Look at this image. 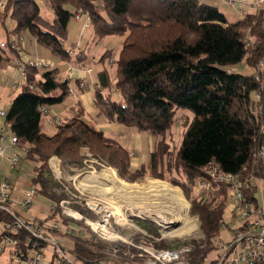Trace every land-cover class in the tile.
I'll list each match as a JSON object with an SVG mask.
<instances>
[{"label": "trees", "instance_id": "1", "mask_svg": "<svg viewBox=\"0 0 264 264\" xmlns=\"http://www.w3.org/2000/svg\"><path fill=\"white\" fill-rule=\"evenodd\" d=\"M10 5V16L16 20L14 30H28L39 44L63 60L72 57L66 41L69 24L80 11L89 15L96 36H125L116 61V83L112 84L107 68L99 71L98 106L110 120L158 138L148 162L134 168L130 150L97 129L83 112L57 125L54 133H47L41 108L62 103L69 94V81L59 82V67L44 70L28 66V81L13 98L4 122L17 137L25 158L35 163L33 182L40 186L43 196L55 203L47 219L64 221L59 203L66 198L64 189L58 193L51 186L53 179L45 176L52 174L49 159L58 156L82 162L83 148L107 160L128 181L138 176L139 181L145 177L170 179L188 195L210 164L225 172L239 173L242 178L255 176L264 180V71L258 76L236 68L245 63L256 69L264 59V7L230 21L219 8L204 0H47L52 14L46 13L38 0H8L4 16ZM14 52L0 49V66L9 63ZM82 54L80 50L75 54L76 63L84 60ZM109 55L110 50L100 60L104 62ZM39 73L41 77H37ZM113 87L120 91V99L105 94ZM257 92L262 93L260 99ZM179 109L190 110L194 117L172 156L166 140ZM161 167L183 170L185 180L166 175ZM53 183L62 188L56 181ZM258 188L256 183L245 191L257 205ZM214 194L210 199H192L191 212L199 216L204 234L202 240L192 242L193 264H200L216 250L225 222L228 192L225 188ZM0 222L13 223L14 219L0 211ZM151 225L152 233L158 236L155 224ZM68 233L74 240L71 251L84 264L105 261L104 251L113 248L109 247L112 243L99 241L95 235L90 238ZM12 234L19 244L31 237L24 228ZM3 236L2 233L0 242Z\"/></svg>", "mask_w": 264, "mask_h": 264}, {"label": "rangeland", "instance_id": "2", "mask_svg": "<svg viewBox=\"0 0 264 264\" xmlns=\"http://www.w3.org/2000/svg\"><path fill=\"white\" fill-rule=\"evenodd\" d=\"M38 1L46 13L52 14V12L49 11L50 9L47 8V5H46L47 0H38ZM5 2L8 3V0H5ZM222 8L227 10V12H229L230 14L234 13L233 11L234 9H232V7H230L229 4H222ZM11 10H12V6L10 5L7 16L3 15L5 9L0 12V40L8 41L9 43H12V41L20 42L23 52L27 54L29 57H31L32 59L45 57L44 59L46 61H49L50 64L44 70L52 69L54 67H59L63 71L64 69H62V66L68 65V63L63 62L64 60L59 55L52 53L51 50H49L47 47L41 44L40 46H42V48L40 46L36 47L33 37L28 30H22L21 32L14 30L16 28V20H14L10 16ZM84 15L85 17H83V22L86 19L88 14H84ZM92 31H93V28H90L89 26L82 27L81 24L75 25V21L74 19H72L69 24V32H68L69 36L66 41V47L68 49H72L74 45L79 44L78 46L82 48H88L90 44L89 45L87 44V41H89L87 39L89 37V33ZM124 40H125V36H119V35H106L102 37L96 36L95 41L93 42V46L88 52L89 57L91 56L93 52H96V56H97L96 58H99V55L102 52L105 53L106 51L110 50V55H109L110 57L105 62V66L109 70L112 84L116 83V78H117L116 77V72H117L116 61L118 57L120 56V51H121V48L123 47ZM31 43H33L32 46H31ZM40 51L45 52L43 53L44 57L38 54L40 53ZM16 56H18V51L12 53V59H11L12 63ZM86 66L92 69V73H90V75L88 76H95V80H97L98 82L97 78H98L99 71L102 68V65H99V63L97 62H93L92 59L90 58V60L87 61ZM263 71H264V65H261L260 63V65L258 64L256 66L254 73L259 76L261 72ZM1 77H2V73L0 74V79ZM21 80L22 78L18 79V81H21ZM7 81H9L8 86H7ZM71 81L72 80H70V82ZM4 83H5L4 87H6L5 89L6 95L3 96V101L5 102L4 109L7 111L11 105L12 98H14L16 94H18L22 90L23 85L22 84L16 85V79L11 80V78L10 79L7 78ZM70 85L71 86L69 87H71L72 89H76L74 85L72 84ZM7 94L9 95L7 96ZM96 107L99 109L98 105H96ZM176 116H177V120L172 125L170 134L167 136V140H166L169 145V149L172 152L171 154L172 156L176 154L177 149L180 146L181 141L183 139L184 131L187 128L186 125L188 124V122L192 120V118L194 117V114L188 109H179L176 113ZM84 117L87 118L86 115ZM1 120L2 121L0 123V130H1V125L2 126L5 125L4 118ZM127 128L128 129L124 130L123 138L125 139H122V144L123 145L125 144L124 146H126L127 148H130L129 142H134L133 140L139 137L138 140L143 146V150L141 151V149L136 148L135 145H132L131 148L134 147V149L137 151V155L147 156V159H148V157L150 156L149 154L152 152V149L153 148L155 149L156 147L158 138L151 135L149 132H137L138 130H136L133 127H127ZM263 131H264V128H263ZM6 135L8 139L12 137V132L9 127L6 130ZM149 147L150 148L152 147V149H151V152L148 153L147 151H149ZM84 150L87 151L86 152L87 154L84 155L85 159L82 162H77V164L79 165H76L75 162H71V160L69 159L65 161L63 160L64 161L63 165L60 167L63 173L60 176H58L59 178H57V180L52 171L51 164H50V159L53 157L52 156L49 159V167L51 169L52 176H48L49 175L48 173H45V176L47 174L48 178L51 177L53 179L51 181V186L58 189L57 190L58 193L60 191L62 192V190L64 189V192L66 194L65 199H67L68 201L66 203H63V206L61 203H59L60 204L59 210L61 212V216L63 217L64 221L72 220L74 223L79 224L86 230V232L88 233V237L90 238L94 237L93 235H95V238H97L99 241L101 240L107 243L108 242L112 243V244H109V247L113 246L114 249L111 247L113 250L106 249L104 251L108 259L110 257L112 259L114 258L115 261L121 262L122 264H128L127 262H129V264H143L144 260L140 259L139 257L137 258L136 257L137 255L132 252H136L137 250L140 251V248L138 246L144 247V246L154 245V243L151 244L154 240H152V238H147L148 235H145L144 233V232H149V231L152 233L151 230L153 226L151 225V223H154L155 224L154 226L158 230L159 239L155 240V242L161 245L160 248H163V249L171 247L172 245H180V244H185V243L193 244L192 243L193 240L199 241L204 238V234L201 229V220L198 215H194L191 212L192 199L198 200L201 197L210 199V198H213L215 194L211 192H207V191H204V193L200 194L197 188H195V184L197 180H195V182L193 183V188L189 195L186 193L183 187H181L180 185L174 184L170 179H167V178L165 179H167L169 182L166 180L155 179L151 177H145L139 181V176L136 178L135 181H128L125 178L121 177L119 174V171L115 167L109 165L107 160H101L97 157L92 156L88 148H83L82 151ZM21 151L23 153V159L18 168H14L12 164L6 159L11 154L10 150L7 151V155L4 158L7 161H5L6 162L5 168L3 170H0V177L2 181L8 180L7 177L14 178L16 179L14 181H16L17 185L23 186L24 189L28 190L33 186V174H34L33 167L35 166V163L31 161L30 159H26L25 151L23 150ZM131 152H135V151L130 150V154ZM53 168H55V166H53ZM160 170H162L168 176H173L179 180L181 179L185 180V178L183 177L184 176V173L182 172L183 170L179 172V171H176L175 168L170 169L167 167H161ZM207 170L208 168L206 169V171ZM58 172L59 171H57V173ZM147 173H152L153 175L158 176L156 175V173H153V172H147ZM117 178H120L121 180L128 182L130 185H134L137 187L155 186V183H154L155 180L156 181L162 180L166 184L170 185L173 189H175L176 191L180 193V196L183 198V200L186 201V204H187V212H185L187 214L184 213V216H180V217L177 216L176 218H174L173 222L176 221L180 225L182 224L183 221L180 222L179 220L188 218L189 216V219H188L189 223H187V225L189 226V230L186 233H181V234L180 233L177 234L178 231L173 232V233L172 231H169L171 233L165 236L164 235L166 234L164 233L165 228L163 226H160L155 221L156 219L153 218L151 215H148L147 212L146 213L141 212V210L139 209V204L140 206L144 205L146 208H149V210L151 211H153V209L154 210L160 209L162 211L169 210L171 213H173L175 209L179 213L178 207L173 206V202L172 201L170 202V200L167 197H165L161 193H154L152 192L151 189L143 190L144 192L142 193L136 192L137 194H135L134 192L133 193L126 192L123 188L122 183H120V181H118ZM55 181L56 183L60 184L62 188L56 187V185H54L53 183ZM219 188L220 187H215L216 189L214 190L215 193L225 189V186L224 185L221 186L220 190ZM93 201H96L97 203L98 202L103 203L106 206V209L112 211L111 222L116 229L115 233L118 234V236L115 237L113 240H107V239L100 237L98 234H96L93 231L92 227L87 222L86 218H88L90 221H93V222L97 221L100 218V216L96 214V212L89 206V204H87L88 202L91 203ZM153 203H155L156 205ZM233 205H234V198L230 194H228L227 206H226L225 215H224L225 220L227 221L228 224H231L233 221L239 220V218L235 217L232 211L230 210V206H233ZM75 206H78L79 209L76 208ZM12 209L14 210V212L15 211L18 212L17 213L18 215L20 214V216H22L17 206L12 204ZM121 218H124L123 219L124 221H121L120 220ZM53 221H56L61 225L60 229L55 230V233H57L59 230L62 229V226L64 225V223L61 219H58V220L51 219V220L46 221V223H49V222L51 223ZM43 228L52 232L51 230L52 228L50 227H43ZM173 228L175 227L173 226L172 229ZM165 232H167V230ZM130 239L132 243L127 244L126 241ZM6 250L7 249H4L2 252H0V263H1V260L4 258V256H6V253H7ZM216 255L217 253L216 251H214L213 253L209 255V257L215 258Z\"/></svg>", "mask_w": 264, "mask_h": 264}, {"label": "built area", "instance_id": "3", "mask_svg": "<svg viewBox=\"0 0 264 264\" xmlns=\"http://www.w3.org/2000/svg\"><path fill=\"white\" fill-rule=\"evenodd\" d=\"M221 1L229 5L239 4L240 17H244L247 14L248 7L257 10L264 7V0ZM6 6L7 2H5V0H0V12L6 9ZM82 15L83 12L80 11L75 17L79 19ZM90 24V18L89 15H87L84 27H88ZM20 44L21 43L18 41H12V43H9L8 41H0V49L13 50L15 52L18 51L19 54L14 58L13 64L21 74L24 84H26L28 80L26 69L28 66L46 68L50 62L46 61L44 58L32 59L23 52ZM78 45L79 44L70 49V54L72 56H75L77 49L79 48ZM260 63L261 65H264V60H261L259 65ZM72 69L73 66L70 65V67L65 70V73L59 77V82L63 83L70 80ZM78 70L83 74L79 78V86L84 88L87 84V76L92 72V69L85 64H81L78 66ZM18 84L24 85L19 81L16 82V85ZM69 94L75 95V89L69 87ZM256 97L260 99L262 93L257 92ZM41 109L44 115H49L48 107L45 106ZM5 115L6 110L3 107H0V119H3ZM48 122L50 124L60 125L64 123V120L60 115L54 114V116L49 117ZM7 129L8 127L4 125L0 130V158H5L7 151L10 150L11 154L7 157V160L14 168H18L23 159V153L21 151L23 149L19 147L18 139L15 135L12 134L10 139L7 138ZM131 154L134 155V152H131ZM207 168L206 175L197 179L195 188H197L200 194L204 193V191L215 193V187H220V190L221 186L224 185L228 194L234 198V205L230 206V210L235 217L239 218V220L233 221L231 224H228L226 221L223 223V227L230 230L228 240H219L216 245L215 251L217 255L215 258L206 257L200 264H264V206L259 203L258 205L252 203L245 193L247 189L256 184L257 178L255 176L242 178L239 173L222 171L214 164H210ZM13 192L14 183L12 181L6 180L0 182V211L10 214L14 219L13 223L1 222L3 229L2 233L4 236L0 242V251L6 246H9L10 250H12L13 258L24 261L25 264H84L75 257L72 251L64 247L60 242L55 233V230L60 229L61 226L58 222L53 221L51 223H46L48 220L45 221V219L29 222L13 211L12 204L15 200ZM37 194V185L33 184V186L25 192L24 197L20 202L21 205L26 209L32 207ZM67 201V199H62L60 203L63 206V203H66ZM87 204H89L96 214L100 216L95 222L86 218L93 231L107 240H113L117 237L118 234L115 233L116 229L111 222L112 211L106 209V206L101 202L97 203L96 201H93L91 203L88 202ZM54 207L55 205L52 206V209H54ZM43 227L52 228V232ZM20 228L26 229L31 235L27 252L17 248L19 241L12 234L17 232ZM144 233L145 235H148L147 238H152V240H154L153 242L159 239V236L154 235L150 231ZM126 242L127 244L132 243L131 239ZM46 246L49 247L52 254L50 260L46 259ZM138 247L140 248V251L137 250L132 253H135L137 258L139 257L140 259H143V264H193L191 260L193 245L190 243L172 245L165 249L156 247L155 245ZM127 263L129 264V262ZM95 264L122 263L115 261L114 258L112 259L110 257L109 259L106 258L105 261L95 262Z\"/></svg>", "mask_w": 264, "mask_h": 264}, {"label": "crops", "instance_id": "4", "mask_svg": "<svg viewBox=\"0 0 264 264\" xmlns=\"http://www.w3.org/2000/svg\"><path fill=\"white\" fill-rule=\"evenodd\" d=\"M204 1L206 4H210V5H213V6H216L217 8H219L220 11H222L230 21H236V20L241 18L239 15V7H240L239 4L230 5V7H232V9H234L233 10L234 13L230 14L229 12H227V10L222 8V4H226L223 1H221V0H204ZM47 8H49L48 5H47ZM253 11H255L254 8H252V7L247 8V13L253 12ZM83 17H85L84 14L79 19L74 17L73 19L75 21V25L81 24V26L84 27L85 20L83 22ZM89 27L93 28V27H91V25ZM95 37H96V34L94 32V29H93V31L89 33V37L87 39V40H89V41H87V44L88 45L90 44L89 47L88 48H82L79 46V48L77 49L76 54L79 52V50L83 51L82 55H84V60H81L79 63H76L75 57L72 56L70 59L63 61V62L68 63V65L62 66V69H64V70H66L68 67H70V65H73V69H72V72L70 74V80H72L73 82L72 81L70 82V80H68V81H69V85L72 84L76 87L75 95L68 94L67 98L62 103L48 107L49 108V115L48 116L45 115V117H44L43 129H44V131H46L47 133H50V134H52L56 131L57 125L50 124L48 122L49 117L54 116V114L60 115L63 118V120L65 121L66 119L72 117L73 115L81 114V112H83L84 116L86 115V117H87L86 119H88V120L90 119L89 121L93 122L96 125L97 129L102 130L106 134V136L117 139L119 142L122 143V139H125V138H123L124 130H126L128 128L122 124L117 123L116 121L110 120L104 113L100 112L99 109L96 107V105H100V104L98 103L97 96H96V89H97L98 85H97V80H95V76H87V79H86L87 84L84 88H81L78 85L79 84V78H80V76L83 75L78 70V66L81 64L86 65L87 61L90 60V58L92 59L93 62H97V63H99V65H102L101 70L104 68H107L105 66V62L108 59L105 60L104 62L102 60H100L103 52L99 55V58H96L97 57L96 52H93L90 57L88 55V52L92 48L93 42L95 41ZM33 40H34L36 47L40 46V44L35 40L34 37H33ZM0 41H4V40H0ZM32 45H33V43H31V46ZM76 45H74V46H76ZM40 47L42 48V46H40ZM43 53H45V52L40 51V53H38V54L41 55L42 57H44ZM11 61H9V63H7L6 65L0 66V74L2 73V77L0 79V107H3V108L5 107V102L3 101V96L6 95V93H5L6 87H4V84H5L4 82L6 81L7 78H9V79L11 78V80L16 79V82H18V79L21 78V74L18 72L17 68H15L14 64ZM236 68L238 70L244 72V73H253L255 71L254 68L247 66L245 63H240L239 65L236 66ZM64 70L63 71L61 70V75L59 77H61L65 73ZM37 77H41V73L37 74ZM8 82L9 81H7V86H8ZM19 82L24 84L23 80H21ZM105 94L109 97L111 96L112 99H120V97H121L120 91L118 90L117 87H113L109 90H106ZM8 95L9 94H7V96ZM12 100H13V98H12ZM94 115L96 118L94 117ZM1 121L2 120L0 119V123H1ZM5 125H7V124H5ZM1 128H2V125H1ZM137 132H139V131H137ZM138 138L133 140L134 142H129L130 148H128L129 150L135 151L134 156H132L133 158L131 160L132 167H134V168H137L140 165L147 163L149 158H150V156L147 159V156L137 155V151L134 149V147L131 148L132 145H135L136 148L141 149V151L143 150V146L139 142ZM151 149H152V147L151 148L149 147V151H147V152L148 153L151 152ZM153 150H154V148L152 149V151ZM86 152L87 151L84 150L81 153L83 155H86L87 154ZM6 159L0 158V170H3L5 168V163H6L5 161H7ZM64 161H63V159H60L58 156H53L50 159L51 168H52V171L56 177V180H57V178H59L58 176H60L63 173V171L61 170L60 167L63 165ZM71 162H73V161H71ZM75 163H76V165H79V164H77V162H75ZM53 166H55V168H53ZM33 171H34V174H33V177H34L35 166L33 167ZM57 171H59V172L57 173ZM46 176H47V174H46ZM48 176H50V175H48ZM7 178H8V180H10V181L13 180L12 182H14L13 196H14L15 200L13 202V205L17 206L20 213L22 214V216H20V214L18 215L17 214L18 212L15 211V213L18 216H20L21 218H23L29 222H34V221H37L39 219L51 220V219L56 218V217H53V218L47 219V217L50 216L51 213L53 212L52 206L54 205V202L41 194V192L39 191L40 186L38 184H36L37 188H38V194L35 198L34 204L29 209H26L21 205L20 202L23 199L24 194L27 190L24 189L23 186L17 185L16 181H14L16 179L10 178V177H7ZM263 181H264L263 179L262 180L257 179L256 183L259 187L258 188L259 191L257 192L256 197L259 201V204L264 206V182ZM0 182H2L1 177H0ZM33 184H35V183L33 182ZM53 189L58 190L56 188H53ZM224 221H226L225 218H224ZM63 222H64V225L62 226V229L59 230L56 233V235L58 236V238H59L60 242L63 244V246L71 251V249H73L74 240L71 237V234L68 232H72V233L74 232V233H77V234H80L83 236H87V237H88V233L86 232V230L82 226H80L77 223H74L72 220L71 221L70 220L63 221ZM0 228H1V230H0V235H1L2 230H3L1 222H0ZM229 235H230V230L226 227H222L220 230V233H219V240H222V241L225 240L226 241V240H228ZM89 236H90V234H89ZM4 246H6V245H4ZM17 248L20 250H23L24 252H27L29 249V240L22 241L18 245ZM4 249H7L6 250L7 253H6V256H4V258L1 260L0 264H25L24 261L16 260L13 258L12 250H10L9 246H6ZM4 249H2L0 252H2ZM45 254H46V259L50 260L52 258V254H51V251H50L48 246H46Z\"/></svg>", "mask_w": 264, "mask_h": 264}, {"label": "bare ground", "instance_id": "5", "mask_svg": "<svg viewBox=\"0 0 264 264\" xmlns=\"http://www.w3.org/2000/svg\"><path fill=\"white\" fill-rule=\"evenodd\" d=\"M117 180L120 181V183H122L123 188H124V190L126 192H130V193L134 192L135 194H137L136 192L142 193V192H144L143 190L151 189L152 192H154V193H161L162 195L167 197L170 200V202L171 201L173 202V206H177L178 207L179 213L176 211V209H175V211L173 213H171L169 210H166V211L163 210L162 211L160 209H158V210H154L153 209V211H151V210H149V208H146L144 205L140 206V204H139V209L141 210V212H143V213L147 212L148 215H151L153 218L156 219V220L155 219L154 220L160 226H163L165 228V230H164V233H166V234H164L165 236H167L168 234L171 233L169 231H172V233L178 231L177 234H179V233L181 234V233H186L189 230V226L187 225V223H189L188 222L189 221L188 220L189 216H188V218L184 217L185 219L179 220L180 222L183 221L182 224H180V225L176 221L173 222L174 218H176L177 216H179V217L180 216H184V213L187 212V204H186V201L183 200V198L180 196V193L178 191H176L175 189H173L170 185L166 184L162 180H158V181L155 180L154 181L155 186H150V187H142V186L140 187L139 186V187H137V186H134V185H130L128 182H125L124 180H121L120 178H117ZM113 183H115V182H113ZM156 195H158V194H156ZM153 204H155V203H153ZM185 214H187V213H185ZM123 219L124 218H121L120 220L124 221ZM173 226L175 228L172 229ZM176 226H178V227H176ZM166 230L169 233L165 232Z\"/></svg>", "mask_w": 264, "mask_h": 264}, {"label": "water", "instance_id": "6", "mask_svg": "<svg viewBox=\"0 0 264 264\" xmlns=\"http://www.w3.org/2000/svg\"><path fill=\"white\" fill-rule=\"evenodd\" d=\"M262 116H263V119H264V84H263Z\"/></svg>", "mask_w": 264, "mask_h": 264}]
</instances>
